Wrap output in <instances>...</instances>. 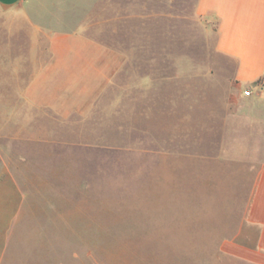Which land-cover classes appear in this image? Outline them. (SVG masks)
<instances>
[{"label":"rangeland","instance_id":"rangeland-1","mask_svg":"<svg viewBox=\"0 0 264 264\" xmlns=\"http://www.w3.org/2000/svg\"><path fill=\"white\" fill-rule=\"evenodd\" d=\"M11 33L30 71L55 77L39 139L0 138V179L13 176L23 209L0 222V264H251L223 244L257 163L224 132L254 106L243 87L262 84L236 79L211 13L197 0H26L0 7V38ZM7 90L0 124L34 130L27 106L9 123Z\"/></svg>","mask_w":264,"mask_h":264},{"label":"crops","instance_id":"crops-1","mask_svg":"<svg viewBox=\"0 0 264 264\" xmlns=\"http://www.w3.org/2000/svg\"><path fill=\"white\" fill-rule=\"evenodd\" d=\"M25 2L26 0H0V7L17 9ZM197 10L203 14L211 13L216 19L217 49L235 60L236 79L241 83H254L264 77V0H197ZM19 42L22 41L15 39L12 33L7 38H0V83L7 84L9 90L6 92L11 98L7 119L12 123V118L27 106L33 110L32 116L28 118L36 128L32 131L24 127L17 130L0 124V138L18 141L39 139V114L44 116L46 102H53V96L48 100H41L39 96L49 88L51 95L54 94L52 81L46 83L43 79L54 78L55 73L38 70L37 66L30 71L27 59L29 51L20 49L22 44ZM29 78L30 80H26ZM243 89L252 91L254 106L243 114L245 125L237 123V117L242 114L235 112L231 115L229 129L224 132V141L228 136V148L232 155L253 159L257 163V177L243 216L235 231L229 235V240L224 242L223 250L248 263L264 264V108L257 107L264 104V85H252ZM9 173L14 175L13 170ZM12 179H0V222L11 223L18 219L16 215L13 216L12 211H23L18 207L12 208L13 197L9 196L14 185L11 183ZM6 230L0 231V242L10 233Z\"/></svg>","mask_w":264,"mask_h":264},{"label":"trees","instance_id":"trees-1","mask_svg":"<svg viewBox=\"0 0 264 264\" xmlns=\"http://www.w3.org/2000/svg\"><path fill=\"white\" fill-rule=\"evenodd\" d=\"M257 81L264 85V77L259 78Z\"/></svg>","mask_w":264,"mask_h":264}]
</instances>
